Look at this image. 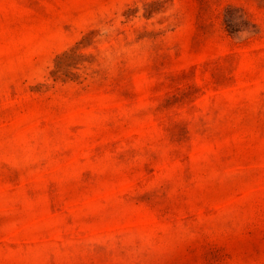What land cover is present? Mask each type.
I'll use <instances>...</instances> for the list:
<instances>
[{"label":"rangeland","instance_id":"rangeland-1","mask_svg":"<svg viewBox=\"0 0 264 264\" xmlns=\"http://www.w3.org/2000/svg\"><path fill=\"white\" fill-rule=\"evenodd\" d=\"M0 264H264V0H0Z\"/></svg>","mask_w":264,"mask_h":264}]
</instances>
